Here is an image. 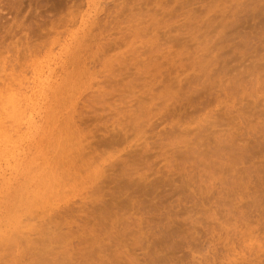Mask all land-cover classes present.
<instances>
[{"label": "rangeland", "instance_id": "obj_1", "mask_svg": "<svg viewBox=\"0 0 264 264\" xmlns=\"http://www.w3.org/2000/svg\"><path fill=\"white\" fill-rule=\"evenodd\" d=\"M0 264H264V0H0Z\"/></svg>", "mask_w": 264, "mask_h": 264}, {"label": "bare ground", "instance_id": "obj_2", "mask_svg": "<svg viewBox=\"0 0 264 264\" xmlns=\"http://www.w3.org/2000/svg\"><path fill=\"white\" fill-rule=\"evenodd\" d=\"M76 89H77V88H76ZM67 121H68V120H67ZM63 132H64V131H63ZM65 139H66V138H65ZM67 140H68V139H67ZM67 140H66V141H67ZM64 143H65V142H64ZM77 154H78V153H77ZM71 157H72V156H71ZM72 169H73V168H72ZM60 173H61V172H60ZM66 173H67V172H66ZM54 178H55V177H54ZM47 179H48V178H47Z\"/></svg>", "mask_w": 264, "mask_h": 264}]
</instances>
